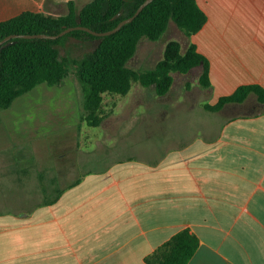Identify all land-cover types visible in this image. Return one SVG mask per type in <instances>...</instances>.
<instances>
[{"label": "crops", "instance_id": "0c3cea01", "mask_svg": "<svg viewBox=\"0 0 264 264\" xmlns=\"http://www.w3.org/2000/svg\"><path fill=\"white\" fill-rule=\"evenodd\" d=\"M67 1L0 0V22L24 11L51 14ZM196 1L207 21L185 49L195 44L209 60L211 87L199 85L202 68L195 67L181 76L194 71L197 85L169 103H198L199 132L177 139L181 150L148 162L116 159L82 174L78 167V178L64 185L36 174L29 191L22 186L23 201L39 199L34 214L0 207V264H147L184 229L199 241L187 264H264V103L250 94L219 111L203 108L243 85L264 88V0H243L254 27L227 19L232 27L210 34L208 1L206 8ZM218 4L210 7L214 25L223 21ZM191 92L196 98L188 100Z\"/></svg>", "mask_w": 264, "mask_h": 264}, {"label": "rangeland", "instance_id": "374dc122", "mask_svg": "<svg viewBox=\"0 0 264 264\" xmlns=\"http://www.w3.org/2000/svg\"><path fill=\"white\" fill-rule=\"evenodd\" d=\"M78 8L90 0H74ZM206 8L204 0H198ZM210 20L207 34L214 27H254V13L246 11L243 0H207ZM222 2L217 17L223 21L214 25L211 4ZM43 12V11H42ZM52 16L67 12L66 3L61 8L52 6ZM173 22L158 41L141 38L134 56L127 66L133 70H145L155 66L162 58L166 43L177 40L181 52L185 50L187 37L180 34ZM193 35V34H192ZM191 37V36H189ZM195 37V36H193ZM99 40L82 42L73 38L56 45L61 57L68 61V75L57 86L40 84L14 100L7 109H0V207L14 215L23 209L35 213L39 199L23 201L22 186L28 191L34 186L36 174L44 183H70L78 178L73 171H99L116 159L148 162L154 156L182 149L177 141L182 136L199 132L198 123L202 109L198 103L173 105L183 99V93L195 76L172 73L171 94L158 96L154 87H143L133 82L126 95L103 94L99 115L103 117L97 127L84 120L83 88L76 76L77 62L90 53ZM197 87V86H196ZM186 98V97H185ZM191 92L189 99H195ZM178 139V140H177ZM151 157V158H150ZM84 161V165L81 164ZM34 191V189L32 188ZM38 210V209H37Z\"/></svg>", "mask_w": 264, "mask_h": 264}, {"label": "trees", "instance_id": "16d2710c", "mask_svg": "<svg viewBox=\"0 0 264 264\" xmlns=\"http://www.w3.org/2000/svg\"><path fill=\"white\" fill-rule=\"evenodd\" d=\"M143 1L90 0L78 8L74 0H69L66 2L67 12L58 16L24 11L0 22V40L13 34L55 35L77 26L96 32L107 31L132 16ZM206 21L207 16L196 0H153L132 22L103 38L74 29L56 40L16 39L13 44L0 46V109L9 108L15 99L40 84L57 86L67 77L68 61L61 57L56 45L63 44L68 38L82 42L99 40L76 67L84 94V120L89 126L97 127L103 120L99 115L103 94L126 95L133 82L143 87L153 86L158 96H164L172 86V73L186 74L200 66L198 83L209 90V60L195 44H189L182 53L179 41L169 40L162 58L153 68L137 71L127 66L141 38L158 41L170 22L189 37L200 31ZM250 94L264 103V88L251 84L240 86L232 94L220 97L215 104H204L203 108L219 111L228 103L243 102ZM198 242L193 233L184 229L148 256L146 263L187 264Z\"/></svg>", "mask_w": 264, "mask_h": 264}, {"label": "water", "instance_id": "95a60500", "mask_svg": "<svg viewBox=\"0 0 264 264\" xmlns=\"http://www.w3.org/2000/svg\"><path fill=\"white\" fill-rule=\"evenodd\" d=\"M153 0H144L136 9V11L133 13L132 16L127 17L123 20H121L114 28L103 31V32H96L93 31L87 27L77 26V27H70L66 28L65 30L61 31L58 34L55 35H48V34H13L5 37L4 39L0 40V46L3 45H10L16 42V39H50V40H56L63 35L67 34L68 32L74 30V29H81L84 31H87L91 33L92 35H95L97 37L103 38L105 36H109L117 31H119L125 24H128L134 20V18Z\"/></svg>", "mask_w": 264, "mask_h": 264}]
</instances>
